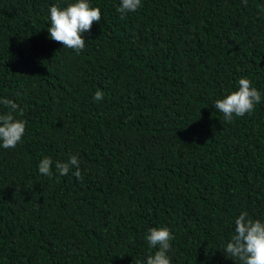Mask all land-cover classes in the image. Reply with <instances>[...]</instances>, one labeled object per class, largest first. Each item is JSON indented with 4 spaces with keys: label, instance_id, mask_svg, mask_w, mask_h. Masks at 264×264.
I'll return each instance as SVG.
<instances>
[{
    "label": "trees",
    "instance_id": "1",
    "mask_svg": "<svg viewBox=\"0 0 264 264\" xmlns=\"http://www.w3.org/2000/svg\"><path fill=\"white\" fill-rule=\"evenodd\" d=\"M70 2L0 0V98L26 121L0 147V264H143L152 227L172 231V264H239L222 251L235 218L264 221V0H142L123 18L90 0L102 19L79 54L48 32ZM241 77L262 100L226 122L214 102ZM71 155L81 178L55 168Z\"/></svg>",
    "mask_w": 264,
    "mask_h": 264
},
{
    "label": "clouds",
    "instance_id": "2",
    "mask_svg": "<svg viewBox=\"0 0 264 264\" xmlns=\"http://www.w3.org/2000/svg\"><path fill=\"white\" fill-rule=\"evenodd\" d=\"M247 6L248 0H242ZM142 0H120L117 11L124 15L136 12L141 7ZM102 19L99 7H92L90 0H73L65 7L53 5L49 9L50 27L49 36L52 40L71 49L77 54L83 51L86 39L82 35L90 32L93 22L99 23ZM104 92L97 90L93 96L96 101L103 100ZM262 94L253 86L251 79L241 77L238 88L223 98L214 102V108L222 113L226 122H232L235 117L251 114L256 105L261 103ZM0 104L9 111L0 114V147L15 148L23 139L26 132V121L18 119L15 114H22L23 110L13 100L0 98ZM53 161L51 157H44L38 170L41 175L53 176ZM56 170L60 175L69 174L72 168L77 178H81L79 160L71 155L67 161L56 162ZM146 241L154 251L150 253L143 264H172L169 252L172 250L174 235L168 227H152L146 234ZM227 257L239 264H264V221L249 218L246 212H241L234 221V232L225 243L223 250Z\"/></svg>",
    "mask_w": 264,
    "mask_h": 264
}]
</instances>
